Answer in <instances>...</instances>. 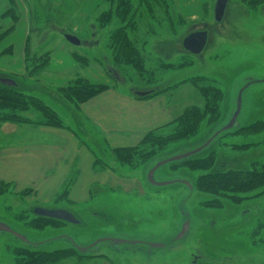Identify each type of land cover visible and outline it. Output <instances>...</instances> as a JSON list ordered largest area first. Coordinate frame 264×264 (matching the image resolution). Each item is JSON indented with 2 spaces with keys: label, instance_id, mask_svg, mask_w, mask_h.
Instances as JSON below:
<instances>
[{
  "label": "rangeland",
  "instance_id": "obj_1",
  "mask_svg": "<svg viewBox=\"0 0 264 264\" xmlns=\"http://www.w3.org/2000/svg\"><path fill=\"white\" fill-rule=\"evenodd\" d=\"M56 1H28L29 8L34 10L31 22L22 21L18 31L24 38L31 28V42L38 45L42 42V51H36V58L50 53L51 63L45 72L43 67L37 69L39 76L30 79L25 77L24 68L23 76H8L6 73L19 71L20 56L17 52L0 55L1 77L17 78L22 92L42 100L63 122V127L48 128L57 135L56 141L49 144L50 157L38 155L39 148L29 149L38 164L48 166L52 162L57 167L59 163L63 176L58 186H40L37 180L34 193L26 186L18 191L9 184L0 186V222L31 242L28 245L12 234L0 233V264H18L20 257H26L19 253L29 249L45 252L72 249L70 241L82 247L100 243L87 253L77 250L57 264H264V195L238 203L219 197L223 207L208 208L202 203L217 197L190 187L200 172L188 167L172 169L169 163L155 173L157 182L168 184L154 186L147 178L157 162L200 148L226 126L237 111L243 89L238 126L264 121V5L252 8L241 0H229L223 21L217 23L214 18L217 0H211L205 20L192 24L180 17L171 2L169 8L173 11L167 15L164 8L168 6L158 0L152 2L149 12L148 6H140V0H129L126 8L132 12L138 9L140 15L134 18L143 19L136 29L132 27L133 14L119 15L115 9L112 11L110 0H95L101 4H88L85 8L81 0ZM121 1L113 0V5L120 8ZM152 9L155 11L151 12ZM107 11L112 12L111 20L102 25L100 18ZM126 15L131 19L125 21ZM127 24V35L134 39L133 45L147 57L143 73L132 64L118 61V56L116 60L112 50V35ZM202 30L209 35L203 53L187 52L183 48L185 37ZM18 32L5 42H14L17 47ZM66 35L78 37L81 45L70 44ZM74 54L87 58L88 64L80 63ZM32 56L30 69L43 66L45 57L33 61ZM78 75L109 88L77 107L64 100L58 89L66 85L67 79ZM198 78L223 89L221 113L225 118L216 127L204 123L199 135L187 143L166 147L148 158H142V154L143 160L133 167L119 164L114 159L115 148L134 146L153 128L173 122L191 106L203 105L200 92L192 84ZM158 90L164 93L151 98L138 96ZM21 115L31 121L42 120L35 110ZM4 124L0 122V128ZM235 130L215 143L217 164L232 168H249L256 161L264 164V130L251 135L235 134ZM6 135L0 129V146L10 144ZM240 146L245 148L239 149ZM88 165L95 175L111 172L137 178L142 190L123 192L107 187L102 192H74ZM37 173L42 175L40 171ZM36 208L69 211L81 224L39 221L40 217L34 214ZM188 221L187 235L177 240ZM110 238L165 247L101 242Z\"/></svg>",
  "mask_w": 264,
  "mask_h": 264
},
{
  "label": "trees",
  "instance_id": "obj_2",
  "mask_svg": "<svg viewBox=\"0 0 264 264\" xmlns=\"http://www.w3.org/2000/svg\"><path fill=\"white\" fill-rule=\"evenodd\" d=\"M111 5L114 6L112 11L121 13L125 12L126 14L130 12L133 14L132 18V27L136 28L140 25V20L134 18L138 14V9L129 11L126 8V5L130 3L129 0L121 1V7L118 5H113V0H110ZM155 0H140V6H148L147 11L149 12L152 8V2ZM171 0H158L159 4L168 6L164 8L167 15L172 13L170 11L169 2ZM246 5H249L252 8L259 7L264 5V0H241ZM148 4V5H147ZM155 10L152 9L151 12ZM112 12L107 11L104 14V17L101 20L102 25H105L111 20ZM171 17V16H168ZM131 19L129 15H126L125 21ZM170 19V18H169ZM129 25L126 27L120 28L112 35V50L115 52V58L118 61H125L126 63L134 65L139 73L145 71V62L147 57L142 50H139L136 46L133 45L129 35H127ZM134 42V41H133ZM38 53H32L30 44L26 47V76L30 79H35L39 76L37 69H44V72L47 70L51 56L49 52H46L42 55L41 59L45 57L43 66H34L30 69V56L33 55V61L41 60L40 57L36 58ZM76 59L80 61L83 65L88 64V59L78 54H74ZM36 58V59H35ZM115 60V61H116ZM1 77V75H0ZM1 78H10L16 83L17 78L12 77H1ZM192 84L196 86V89L200 92V95L203 100L202 106H191L183 115L177 117L170 124L153 130L147 133L140 143L131 148H122L114 149L113 155L114 159L119 163L127 166L137 165V161H142V158H148L149 156H156L160 151H164L169 147L179 146L180 143H187L192 140L194 137L199 135L201 127L206 123L207 127H216L221 119L225 116L221 113L222 103L225 98V93L223 89L216 87V85L211 84L205 78H198L192 80ZM108 89L105 85H94L91 84L82 76H77L68 86L58 89L60 96L70 102L75 104L77 107L81 104L87 103L94 99L96 96L105 92ZM160 93H164L163 90L152 91L149 94L150 96H155ZM0 122L12 123L16 125H46L53 127H63V122L60 120L58 114L53 111L49 106H47L42 100L33 95L26 94L19 89V86L7 87L0 84ZM30 110H35L42 115L41 121H31L30 118L22 116L21 112H26ZM216 125V126H214ZM235 134H254L259 133L264 130V121H256L250 126H238V120L233 127ZM229 132H224L218 135L211 144L204 149L203 151L183 159L181 161L172 162L169 165L172 169L188 167L192 171L200 172L195 180L191 183L192 189L207 194L210 196H216L217 198L205 200L202 205L204 207L210 208H222L223 202L219 197L229 198L231 201L238 203L247 199H255L262 197L264 195V164H261L260 161L252 163V166L249 168H238V167H226L219 166L217 164L218 155L215 143H219V139ZM179 144V145H178ZM220 145V144H218ZM183 146V145H181ZM180 146V147H181ZM238 149V147H235ZM245 146H240L239 149H244ZM145 152V153H144ZM143 154V155H142ZM142 155V158H141ZM7 186L5 183H0V186ZM39 221H52L59 224H67L58 220H48L45 218H38ZM31 245L30 243H27ZM45 243H41L44 245ZM33 246V245H32ZM73 246V244H72ZM77 249L73 246L72 249L58 250L53 252L38 251L34 249H29L24 254L19 253L20 255H25L26 257H20L18 264H57L61 260L71 257L77 253ZM23 260V262H22Z\"/></svg>",
  "mask_w": 264,
  "mask_h": 264
},
{
  "label": "crops",
  "instance_id": "obj_3",
  "mask_svg": "<svg viewBox=\"0 0 264 264\" xmlns=\"http://www.w3.org/2000/svg\"><path fill=\"white\" fill-rule=\"evenodd\" d=\"M28 1L30 0H0V45L4 43L3 47H6L5 49H3V47L0 46V55L4 54L5 52L9 54L17 52L20 56L19 58L21 61L19 71L11 72L9 74L6 73L8 76H23L25 71L22 70H24V68L26 69L27 64L26 47L28 44H30L32 53H37L36 51L38 50L42 51L43 48L42 42H40V45L33 44V42H31V28L27 29L24 38L18 32L22 21L31 22V16L34 10L29 8ZM170 2L172 3V5L175 6L176 10L178 11V14L184 21H192V24H194L205 20V12L206 9H208V5L211 3V0H171ZM80 3H83L84 8L85 5L88 4H101L100 2H97L95 0H81ZM17 32V47H15L14 42L12 44L11 41L5 42L12 34L14 35ZM50 63L51 59L49 65ZM104 75L107 79L108 77L105 73ZM42 78L43 77H40L39 80L41 81ZM85 79L88 80L87 78ZM73 80L74 78L67 79L66 85L60 86V88L68 86ZM89 82L94 85H105L109 88V86L104 83H92L91 81ZM155 96L149 97L148 95L146 96V98H151ZM170 123L171 122L153 128L147 133L158 128L164 127ZM48 128H53V126H27V124L20 126L12 123H5L4 125H2L0 129L7 134L6 136H9L10 144H2L0 146V166L4 167V169L0 168V183L12 185L16 191H18L20 187L26 186L33 193L37 191V180L41 182L40 186H58L59 181L63 176V172L59 170V163L57 164V167L54 166L52 162H49L48 166H46L47 163L38 164L36 162L35 156L29 153L30 148H39L37 152L38 155L50 157L52 147L49 144L56 141L57 135L56 132ZM147 133H145L137 141L136 145L131 147L137 146ZM131 147H118L115 149ZM59 158L60 157H57V159ZM57 170H59V173L56 175ZM83 170L85 172V175L82 178L80 177L79 185L73 190L74 192H102L104 190H107L105 189L107 187L110 188V190L112 189L113 191L117 189L123 192H141L142 190V188L139 186L137 178H125L119 173L113 174L111 172H105L102 174L95 175L91 171L90 165L87 166L86 171L85 167ZM38 171H40L42 175L38 174ZM45 174L47 175V177H45ZM36 175L37 177L35 179H32ZM62 181L63 180H61V182ZM33 187L34 189H32ZM83 198L84 197L82 196V199Z\"/></svg>",
  "mask_w": 264,
  "mask_h": 264
},
{
  "label": "water",
  "instance_id": "obj_4",
  "mask_svg": "<svg viewBox=\"0 0 264 264\" xmlns=\"http://www.w3.org/2000/svg\"><path fill=\"white\" fill-rule=\"evenodd\" d=\"M228 2H229V0H217V2L215 4V8H214V18H215V21L217 23H220L223 21V19L225 17L227 6H228ZM208 39H209V35H208L207 31L193 32V33L189 34L184 39L183 48L187 52H189L193 55H200L205 50L207 43H208ZM66 40L74 46H80L81 45L80 39L76 36L66 35ZM0 84L7 86V87L17 86V83L10 78H1L0 77ZM243 91H244V89L241 90L239 93L237 111L234 113L233 117L231 118V120L229 121V123L226 126H224L221 130H219L210 140H208V142H206V144H204L200 148L195 149V150L190 151V152H187L185 154H181L179 156H174L172 158L157 162L148 172L147 178H148L149 183H151L154 186H162V185L168 184V183H159L155 180V173L157 172V170L159 168H161V167H163L169 163L181 161L183 159L189 158V157L203 151L204 149H206L211 144V142L218 135H220L222 132H225V131L232 129L234 127V125L236 124L237 119H238L240 112H241V109H242V93H243ZM148 95H149L148 93H138V96H140V97H146ZM34 214L36 216H39L42 218L58 220V221H62V222L72 224V225H79L80 224V220L73 213L66 211V210H62V209L49 210V209H44V208H36L34 210ZM189 229H190V221L185 223V225L183 226L182 230L180 231V233L176 239L177 240L183 239L187 235ZM0 233L12 234L13 236L18 238L22 242L30 243V241H28V239L25 236L15 232L9 225H7L3 222H0ZM104 241H109L115 245H133V246H136V245L141 244V242H139V241H129L126 239H116V238L105 239V240H102L101 242H104ZM99 243H100V241L94 242L93 244H91L89 246H85V247L79 246L77 244H74V245L78 251L86 252L89 249H91L92 247L98 245ZM149 245L152 248H160V247L163 248V247H165V245H163V244L162 245L149 244Z\"/></svg>",
  "mask_w": 264,
  "mask_h": 264
},
{
  "label": "flooded vegetation",
  "instance_id": "obj_5",
  "mask_svg": "<svg viewBox=\"0 0 264 264\" xmlns=\"http://www.w3.org/2000/svg\"><path fill=\"white\" fill-rule=\"evenodd\" d=\"M202 31H206V30H202ZM194 32H196V31H194ZM208 44V43H207ZM234 115V114H233ZM233 117V116H232ZM231 117V118H232ZM151 169V168H150ZM148 176V175H147ZM192 187V186H191ZM66 223V222H65ZM67 224H69V223H67ZM80 224H81V222H80ZM79 224V225H80ZM70 243L71 244H73L71 241H70ZM143 243H141V244H139V245H142ZM149 244H151L150 242H145V244H143V245H147L149 248H152ZM89 245H91V244H89ZM89 245H87V246H89ZM73 246H74V244H73ZM97 246V245H96ZM96 246H94V247H92L91 249H89L88 251H86V252H83V253H87V252H89V251H91L93 248H95ZM137 246V245H136ZM80 252V251H79ZM82 253V252H81Z\"/></svg>",
  "mask_w": 264,
  "mask_h": 264
}]
</instances>
